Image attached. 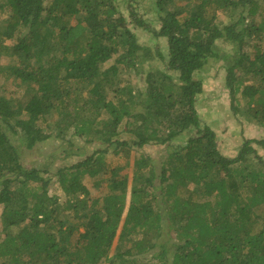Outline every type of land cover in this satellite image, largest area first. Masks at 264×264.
Instances as JSON below:
<instances>
[{
  "label": "trees",
  "instance_id": "16d2710c",
  "mask_svg": "<svg viewBox=\"0 0 264 264\" xmlns=\"http://www.w3.org/2000/svg\"><path fill=\"white\" fill-rule=\"evenodd\" d=\"M134 1L128 18L120 0H0V75L24 87L0 95V264H264L263 141L224 154L196 75L222 61L232 107L264 127V0H154V20ZM134 28L164 38L167 54ZM156 57L144 91L122 84V69ZM69 134L98 146L85 155ZM52 137L70 147L62 158L83 156L53 172L63 213L51 169L24 160ZM147 145L171 148L136 155L131 179L110 163ZM88 177L109 191L91 196Z\"/></svg>",
  "mask_w": 264,
  "mask_h": 264
},
{
  "label": "rangeland",
  "instance_id": "374dc122",
  "mask_svg": "<svg viewBox=\"0 0 264 264\" xmlns=\"http://www.w3.org/2000/svg\"><path fill=\"white\" fill-rule=\"evenodd\" d=\"M134 1V0H133ZM154 0H138L134 1L137 10L145 18L151 20L156 19L157 15L152 10ZM130 4L128 0H120V8L124 15L130 18ZM220 21L228 22L230 17L224 12H218ZM5 14L1 13L0 18L4 17ZM257 20L260 21L261 15L256 16ZM135 32L138 34L139 41L146 44L156 50L160 48L163 53L167 54L168 46L164 38L156 39L147 31L142 28H134ZM15 40H7V43L13 44ZM221 47L223 50H229L231 48L229 43H222ZM10 59L8 57L4 58V62H8ZM115 61L113 57L107 65L112 64ZM161 59L156 57L154 59L145 61L141 67L143 72L139 73L135 70L125 71L121 70V77L123 78V83L130 82L135 90L144 91L145 87V74L151 68L163 67ZM197 77H202L204 80V93L200 96L197 107L200 112L201 118L205 123H208L218 134V141L220 144L221 151L229 156H235L238 152L239 147L243 143L244 139H258L262 142H255L254 145L259 154L264 157V127L260 124L250 120L246 114V111L239 110L235 111L232 107V100L229 89L226 87V69L222 61L216 60L215 58L210 59L206 70H201L197 72ZM24 87L20 84L19 80L13 78H6L4 75H0V95L7 96H18L23 92ZM241 98V106L244 107L245 99ZM127 136V134H124ZM187 137L184 136V139ZM75 139L78 146H82L86 152L85 155L92 152L94 146H98V143H86L84 138H80L78 135L67 137ZM181 140L176 141V143H181ZM64 145L65 148H70L61 139H56L52 137L42 143L37 144L33 149L26 150L24 153V160L29 166H38L41 168L49 167L51 171L49 173L44 172L45 175L52 176V182L50 185L51 194H56L60 198L61 206L60 209L62 213L64 210L63 203L66 200L64 191L62 190L60 184L53 175L56 166L63 164H73L77 160L81 159L83 156L72 155L68 159L62 158L64 156ZM171 146L169 145H147L142 149L133 150L128 158L120 156L118 154H110V163L113 165L123 164L125 167L122 169V174H126L129 178H132L133 173V162L136 155L147 153L154 157H161L166 154ZM127 162L128 165L126 164ZM94 178L88 177L85 182L91 190V196H100L103 193L109 191L107 183L97 186L94 182ZM0 206V234L2 233L3 219H2V209Z\"/></svg>",
  "mask_w": 264,
  "mask_h": 264
}]
</instances>
